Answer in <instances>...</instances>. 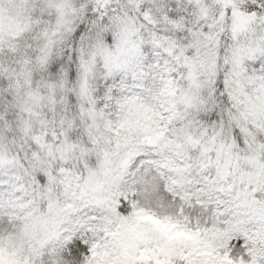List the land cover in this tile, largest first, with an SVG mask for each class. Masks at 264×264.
Returning a JSON list of instances; mask_svg holds the SVG:
<instances>
[{"label": "snow or ice", "instance_id": "obj_1", "mask_svg": "<svg viewBox=\"0 0 264 264\" xmlns=\"http://www.w3.org/2000/svg\"><path fill=\"white\" fill-rule=\"evenodd\" d=\"M0 264H264V0H0Z\"/></svg>", "mask_w": 264, "mask_h": 264}]
</instances>
